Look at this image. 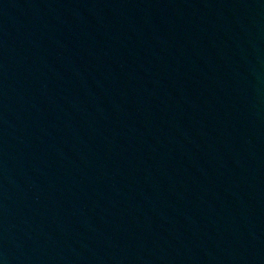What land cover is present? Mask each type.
<instances>
[{
  "label": "water",
  "instance_id": "95a60500",
  "mask_svg": "<svg viewBox=\"0 0 264 264\" xmlns=\"http://www.w3.org/2000/svg\"><path fill=\"white\" fill-rule=\"evenodd\" d=\"M0 264H264V0H0Z\"/></svg>",
  "mask_w": 264,
  "mask_h": 264
}]
</instances>
